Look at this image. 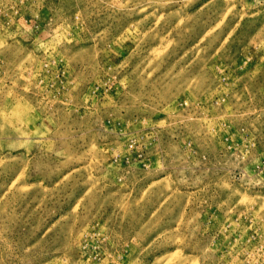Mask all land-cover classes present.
Returning a JSON list of instances; mask_svg holds the SVG:
<instances>
[{"label":"rangeland","instance_id":"1","mask_svg":"<svg viewBox=\"0 0 264 264\" xmlns=\"http://www.w3.org/2000/svg\"><path fill=\"white\" fill-rule=\"evenodd\" d=\"M0 264H264V0H0Z\"/></svg>","mask_w":264,"mask_h":264}]
</instances>
